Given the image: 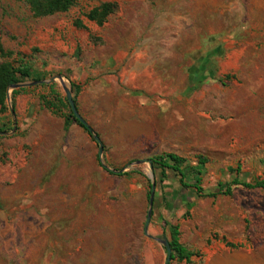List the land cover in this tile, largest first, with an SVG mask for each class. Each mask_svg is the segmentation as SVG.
<instances>
[{"label":"rangeland","instance_id":"obj_1","mask_svg":"<svg viewBox=\"0 0 264 264\" xmlns=\"http://www.w3.org/2000/svg\"><path fill=\"white\" fill-rule=\"evenodd\" d=\"M105 2L116 12L90 21ZM208 59L213 81L186 97ZM3 62L30 66L36 80L21 83L61 75L75 85L104 153L79 125L65 132L59 79L9 88L0 111V264H165V246L144 233L156 183L146 160L163 153L193 165L207 158V190L238 166L248 181L264 179V0H77L46 17L25 0H0ZM180 189L171 173L157 187L150 236L168 240V222L203 255L191 264H264V189L234 186L217 198Z\"/></svg>","mask_w":264,"mask_h":264},{"label":"trees","instance_id":"obj_2","mask_svg":"<svg viewBox=\"0 0 264 264\" xmlns=\"http://www.w3.org/2000/svg\"><path fill=\"white\" fill-rule=\"evenodd\" d=\"M31 7L32 12L37 17L52 16L57 13L68 11L77 0H25ZM118 4L116 2H105L100 6L92 9L87 18L90 21L103 24L107 21L108 17L116 12ZM212 66V62L208 59L204 68L195 74L194 78L188 84L183 94L188 97L194 92L198 91L203 85L209 84L213 81L214 73L208 66ZM32 69L27 64L21 63L19 66H15L10 62H3L0 64V111L7 110V94L12 85H17L23 80L33 79ZM39 78H37L38 80ZM73 88H77L72 85ZM17 90H14V95L17 94ZM41 100L44 105L51 109L53 112H57L58 108L50 101V98L42 95ZM76 106V98L74 97ZM68 110L67 113L62 114L64 118V130L68 132L73 124L79 125L84 129L91 139L96 143L92 135L88 130L75 118L69 102L67 100ZM78 109V108H77ZM2 132V130H0ZM198 163L193 165L191 159L179 156L174 153H163L152 157V165L154 168V175L156 177V189L161 183L169 178V173L179 179L181 191L185 192L187 197L188 189H194L200 197L217 198L220 195L231 196L233 194L234 186H243L247 189H264V179H258L254 182L248 181L249 175L242 172L241 167L237 169L229 168L230 180L226 183H220L217 188L213 190L204 189L203 184V171L205 165L208 163V159L203 156H198ZM102 167V165H101ZM150 200V193L148 196ZM165 200L163 201V203ZM157 199L154 201L153 215L155 213ZM169 226V244L172 250L171 261L178 260L179 262H185L187 264L193 263L194 258L202 259L203 255L198 251L189 249L187 246L181 243L180 240V227L179 225ZM228 246H232L227 243Z\"/></svg>","mask_w":264,"mask_h":264},{"label":"water","instance_id":"obj_3","mask_svg":"<svg viewBox=\"0 0 264 264\" xmlns=\"http://www.w3.org/2000/svg\"><path fill=\"white\" fill-rule=\"evenodd\" d=\"M55 79H59V81L62 83L64 90L66 92V96H67V100L69 102V105L71 107V110L75 116V118L88 130V132L92 135V137L94 138V140L96 141V143L98 144L99 147V157L100 159L103 156L104 153V143L102 142L100 136L94 131V129L91 127V125L82 117V115L79 113L74 97H73V93H72V86L69 85L67 86L64 82H63V77L61 75H58L57 77H53L49 80H39V81H34L31 83H19L17 85H12L10 88L12 89H17V88H23V87H28V86H34V85H43V84H50L52 83ZM10 99L9 94H7V100ZM1 135H7L4 132H0ZM145 161H137L134 164L135 165H139L144 163ZM147 163L150 164V166L152 167V161L150 159L146 160ZM101 165L103 168L107 169L110 172L113 173H117V174H121L122 171L121 170H110L104 163L101 162ZM151 177L153 178V174L151 175ZM155 192H156V183L153 182L152 186H151V193H150V200H149V210H148V214H147V219H146V223H145V227H144V233L145 235L149 236L152 239H155L159 242H161L165 248H166V253H167V258H166V262L165 264H170L171 262V256H172V250L169 244L168 240H162L160 238H155L153 236H150L148 234V228H149V224L152 220L153 217V209H154V201H155Z\"/></svg>","mask_w":264,"mask_h":264},{"label":"crops","instance_id":"obj_4","mask_svg":"<svg viewBox=\"0 0 264 264\" xmlns=\"http://www.w3.org/2000/svg\"><path fill=\"white\" fill-rule=\"evenodd\" d=\"M218 264H241V263H237L235 261H232L231 259H222Z\"/></svg>","mask_w":264,"mask_h":264},{"label":"bare ground","instance_id":"obj_5","mask_svg":"<svg viewBox=\"0 0 264 264\" xmlns=\"http://www.w3.org/2000/svg\"><path fill=\"white\" fill-rule=\"evenodd\" d=\"M63 82H64V80H63Z\"/></svg>","mask_w":264,"mask_h":264}]
</instances>
